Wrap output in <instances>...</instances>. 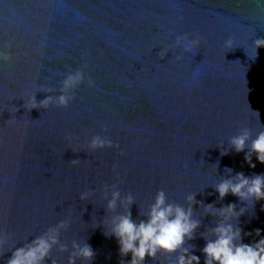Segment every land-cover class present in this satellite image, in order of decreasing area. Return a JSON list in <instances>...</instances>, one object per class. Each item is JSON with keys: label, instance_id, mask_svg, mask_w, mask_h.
I'll return each mask as SVG.
<instances>
[{"label": "water", "instance_id": "obj_1", "mask_svg": "<svg viewBox=\"0 0 264 264\" xmlns=\"http://www.w3.org/2000/svg\"><path fill=\"white\" fill-rule=\"evenodd\" d=\"M0 14L14 21L8 36L15 37L18 52L14 62L0 66V231L13 233L6 247H20L26 237L31 240L49 224L68 218L70 227L62 232V241L86 240L95 253L90 264H120L117 241L104 235L102 223L106 210L100 189L116 182L113 163L123 178L118 185L122 193L130 191L136 197L131 206L134 219L161 187L181 203L188 192L207 185L197 200L215 201L217 207L229 202L237 208L246 205L231 193L218 200L211 184L227 175L225 166L232 174L264 173V163L255 155V168L245 162L247 149L229 148L221 155L218 145L223 141L222 147H228V137L241 127L257 130L259 122L247 102L259 110L264 124V46L254 60L249 57L252 39L264 37V4L3 0ZM181 15L183 20L178 19ZM182 32H199L200 48L183 53L180 60L175 59L179 49H169L160 58L163 44ZM230 34L236 45L225 50L223 40ZM84 63L95 84L77 89L68 108L24 109L26 101L20 97L32 95L40 83L57 85L64 74ZM197 67L200 75L193 83ZM35 95L39 100L45 94ZM12 105L15 113L9 111ZM12 117L14 122L6 124ZM103 125L125 149L123 155L115 148L93 151L83 146L92 134L102 132ZM68 132L77 137L75 142L65 139ZM77 145L79 150L73 151ZM73 159L79 163L73 165ZM90 188L97 191L81 201L80 192ZM261 205L264 199L247 205L239 217L243 230H264ZM201 220L195 238L186 243L196 246L190 250L204 264L200 232L214 218L206 215ZM253 239L259 237H243L245 243ZM12 250L0 255V264H6ZM53 255L66 264L67 253L54 248ZM123 259H130V254ZM145 261L159 264L147 256Z\"/></svg>", "mask_w": 264, "mask_h": 264}, {"label": "clouds", "instance_id": "obj_2", "mask_svg": "<svg viewBox=\"0 0 264 264\" xmlns=\"http://www.w3.org/2000/svg\"><path fill=\"white\" fill-rule=\"evenodd\" d=\"M258 5L264 4V0H256ZM3 4V0H0ZM6 7V6H5ZM18 20L23 19V13L18 14ZM183 20V16H178ZM14 21L0 14V66L6 62H14L18 52L15 51L17 42L15 37L8 36V28ZM203 37L199 32H182L175 35L170 43H165L160 48L157 55L163 58L169 49H179L175 55L176 60H180L183 53H193L200 48ZM236 45L233 35H228L222 47L230 50ZM264 46V37H255L251 41L253 55L249 56L253 60L258 56L257 49ZM248 54V53H247ZM88 64L84 63L74 70L63 75L57 85L40 83L34 93L25 99L23 105L26 111L33 108L48 109L51 107L68 108L75 99L76 90L82 85L93 87L95 81L85 71ZM200 69L193 70L192 82H198ZM12 76L9 74V79ZM246 93L251 89L245 88ZM41 92L45 95L37 100L35 93ZM14 97V96H13ZM12 97V98H13ZM248 108L254 113L259 127L255 132L249 126L241 127L235 134L228 137V147H222L221 155L227 154L229 148L235 152L244 151V160L249 167L255 168L252 160L255 155L256 160L264 163V124L259 121V110L252 109L250 102ZM17 110L12 105L10 112ZM3 110H0L2 113ZM14 118L8 119L5 123L11 124ZM108 126H102V132L92 134L84 141V147L90 150L115 148L121 155L125 149L118 141H114L108 134ZM65 139L75 142L77 137L71 133H66ZM79 145L73 151L79 150ZM73 165L79 163V159L71 161ZM118 165L112 164V171L115 173L116 182L102 184L100 189L101 197L104 201L106 215L102 223L104 225V235L114 236L118 251L121 256L120 264H146V256L152 260L159 261V264H200V256L194 254L190 249L195 248L193 244H187L195 238L197 229L201 226V217L210 215L214 218L211 225H206L205 230L200 232L205 243L200 251L204 254V264H264V231L257 227L251 231L243 230L239 224V217L245 213L247 205L264 199V173L245 175L243 171H236L234 174L231 167L225 166L227 175L220 176L218 181L211 184L218 193L217 199L223 198L231 193L238 197L240 201L247 202L246 205L237 208V204L229 202L216 206L215 201L204 203L197 200L198 192H188L184 196V201L178 202L169 198L164 188H157L154 196L147 203L143 211L139 207L137 218H133L131 206L136 202V197L132 192H123L118 187L122 183L121 173L117 171ZM97 191L90 188L79 194L80 200H88ZM211 194V193H209ZM137 203V202H136ZM197 206L200 210L197 215ZM264 209V205H261ZM119 209V210H118ZM96 226V225H95ZM70 227V219L61 218L54 224H49L42 231L38 232L33 239L25 238V243L20 247H6L10 240H13V233L0 231V255L9 249H13L6 264H64L59 256L53 255L55 248L59 253H67L66 264H90L94 258V250L86 240L80 241L72 239L64 242L61 234ZM259 237L251 242L245 243L244 236ZM130 259H123L129 256Z\"/></svg>", "mask_w": 264, "mask_h": 264}]
</instances>
